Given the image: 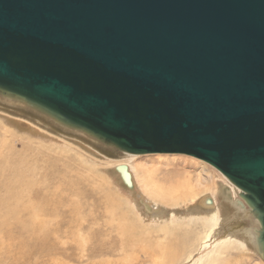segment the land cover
Returning a JSON list of instances; mask_svg holds the SVG:
<instances>
[{"label":"water","instance_id":"water-1","mask_svg":"<svg viewBox=\"0 0 264 264\" xmlns=\"http://www.w3.org/2000/svg\"><path fill=\"white\" fill-rule=\"evenodd\" d=\"M0 95L122 153L210 164L264 256V0H0Z\"/></svg>","mask_w":264,"mask_h":264},{"label":"rangeland","instance_id":"rangeland-1","mask_svg":"<svg viewBox=\"0 0 264 264\" xmlns=\"http://www.w3.org/2000/svg\"><path fill=\"white\" fill-rule=\"evenodd\" d=\"M128 157L92 134L0 95V203L18 207L13 215L6 204L0 206V264H171L180 258L177 264H194L233 235L248 248L243 264H264L258 241L252 239V231L259 235L261 226L220 171L183 154ZM121 165L156 168V182L165 189L178 186L177 178L188 174L207 180L213 191L200 186L192 197L176 195L167 201L169 197L146 192L137 171H131L133 181L127 184L117 169ZM7 191H14L15 198L6 196ZM212 195L217 207L208 210L202 200ZM212 213L220 217L219 226L208 229V242L184 259L190 232L212 228ZM169 240L180 248L171 251ZM163 248L171 254L165 255ZM238 252L231 255L235 264ZM169 255L172 259H163Z\"/></svg>","mask_w":264,"mask_h":264},{"label":"bare ground","instance_id":"bare-ground-1","mask_svg":"<svg viewBox=\"0 0 264 264\" xmlns=\"http://www.w3.org/2000/svg\"><path fill=\"white\" fill-rule=\"evenodd\" d=\"M128 154V161L129 160H133V158L135 157V154H131V153H127ZM82 155V154H81ZM81 162V161H80ZM93 166V165H92ZM127 166V165H126ZM94 167V166H93ZM156 169V168H155ZM155 169H153V168H149V167H145V166H135V167H132V169H131V167H129V165H128V168L127 167H125V168H123V169H121L122 170V172H123V174H126L127 175V177L129 176V178L131 179V181H133V174H132V170L133 171H137L138 172V174H142L141 175V184H142V186H143V189L146 191V192H148V193H150V195L151 194H153V195H156L158 198L159 197H164V198H166L167 199V197H169L168 199H167V201H169L170 199H173L176 195H177V197H179V196H187V195H189L190 197H192L193 195H195V193L197 192V190H199V188H200V186H202V187H204V189H206V190H212V184L210 185V184H208L207 182V180L206 181H203L200 177H196L195 178V180H193V178L190 176V175H188V174H184L185 176H183V180H181V179H178L177 178V185L178 186H176V187H174V188H164L162 185H160V184H158L157 182H156V179H155ZM154 173V175L152 176V174ZM220 174H222V173H220ZM223 175V174H222ZM224 176V175H223ZM157 177H159V176H157ZM165 177V176H164ZM222 177V176H221ZM172 178V177H171ZM179 178H180V176H179ZM226 178V177H225ZM165 179V178H164ZM169 180V179H168ZM229 185H230V188L232 187V188H234L233 190H239L235 185H233L228 179H224ZM228 180V181H227ZM175 181V180H174ZM164 182V181H163ZM213 183V182H212ZM225 183V182H224ZM166 184V183H165ZM226 184V183H225ZM215 188V187H214ZM223 188V187H222ZM222 190V189H221ZM213 191V190H212ZM203 192V191H202ZM220 191H218V193H219ZM237 192L238 191H236V194H237ZM240 192H241V190H239V192H238V195L240 194ZM208 194V193H207ZM222 194V193H221ZM228 194V193H227ZM6 196H10L9 198L11 199V198H15V196H14V191H7L6 192V194H5ZM152 195V196H153ZM197 195V194H196ZM214 195V194H213ZM213 195H212V197H213ZM148 197V196H147ZM228 197H229V195H228ZM163 198V199H164ZM165 199V200H166ZM177 199V198H176ZM185 199V198H184ZM190 199V198H189ZM188 199V200H189ZM193 199V198H192ZM198 199V198H197ZM153 200V199H152ZM159 200V199H158ZM172 201V200H171ZM179 201V200H178ZM185 201V200H184ZM239 201V200H238ZM242 201V200H241ZM240 201V202H241ZM164 202V201H163ZM202 202L204 203V205L206 206V207H208V208H210V209H208V210H214V208H216L217 206H216V198L215 197H213V198H209V196L208 197H205L203 200H202ZM244 202V201H243ZM169 203H172V202H169ZM169 203H167V204H169ZM173 203H175L176 204V202L174 201ZM2 204H6L7 205V203H6V200H3L2 201V203H0V206L2 205ZM174 205V204H173ZM176 206H177V204H176ZM7 207H8V205H7ZM149 207V206H148ZM151 207V206H150ZM8 208H10V207H8ZM17 208L18 207H16V208H10L11 210H9L10 212H13V215H14V212H16V211H18L17 210ZM171 208V207H170ZM219 209V208H218ZM125 213V212H124ZM136 214V213H135ZM212 228H205V229H203V231H201L200 229H197V230H194L193 231V233L192 232H190L191 234H193V236H192V238H187V241L189 242V244H190V248L187 250V248L185 249L187 252H186V254H183L185 257H184V259L185 258H189L190 257V255L192 254V252L194 251H196L197 249H198V247L199 246H202V244H206V242H208V241H206L205 242V239L208 237V235L210 234V232L208 233V229H214V228H217L219 225L218 224H216L218 221H219V219H220V217H218V215L216 214V213H212ZM123 217V216H122ZM138 218V217H137ZM125 220H126V218H125ZM136 221V220H135ZM257 221V220H256ZM221 222V221H220ZM219 222V223H220ZM42 223V222H41ZM138 223V222H137ZM146 224V223H145ZM121 225V224H120ZM135 225V224H134ZM166 225V224H165ZM177 225H179V224H177ZM176 225V226H177ZM218 225V226H217ZM28 226H30L29 224H27L26 226H25V228H27ZM44 226V225H43ZM122 226V225H121ZM180 226V225H179ZM161 227V226H160ZM178 227V226H177ZM139 229H140V227H138ZM194 228V227H193ZM199 228V227H198ZM157 229V228H156ZM179 229V228H178ZM175 230V229H174ZM198 230H200V231H198ZM249 230H251V229H249ZM126 231V230H125ZM143 231V230H142ZM156 231V230H155ZM159 232H160V230H158ZM179 231V230H178ZM213 231V230H212ZM0 232H1V234H3V229H0ZM124 232V231H123ZM149 232V231H148ZM169 232V231H168ZM161 233V232H160ZM171 233V232H170ZM175 233V232H174ZM135 234V233H134ZM199 234V236L197 237V235ZM202 234H203V236H202ZM252 234L254 235V237H252V239L254 240V239H257L258 238V236L259 235H255V233L252 231ZM88 235H89V233H88ZM153 235V234H152ZM157 235V234H156ZM168 235V234H167ZM167 235L165 234V236L167 237ZM173 235H175V238H176V236L178 235H176V234H173ZM202 237H201V236ZM246 235H247V233H246ZM150 236V235H149ZM160 236H161V234H160ZM171 236V235H170ZM248 236V235H247ZM169 237V236H168ZM167 237V238H168ZM174 237V236H173ZM227 237V236H226ZM225 237V239H223V240H221L220 242H217V244L216 245H213L214 247H213V249H211V251L210 252H208L206 255H204V256H202V257H200L199 259H198V261H197V263H194V264H235V261L231 258V255H232V253L233 252H240V255H239V259H238V262L237 263H239V264H243V259L241 258V256H243L244 255V251L245 250H247L248 248L246 247V244L244 243V242H242L241 241V239L240 238H238V237H236L235 235H233L232 237H230V238H226ZM150 238H151V236H150ZM195 238H197V240L195 241V242H193L194 240H195ZM244 238V237H243ZM242 238V239H243ZM147 239H149V238H147ZM147 239H145L146 241H147ZM161 239V238H160ZM180 239V238H179ZM248 239V238H247ZM164 240V239H163ZM174 239H172V241H173ZM153 241V240H152ZM155 241L157 242V239H155ZM155 241H153L155 244H156V242ZM244 241H246V240H244ZM248 241V240H247ZM168 242V241H167ZM166 241L164 242L163 241V243H167ZM169 242H170V240H169ZM170 244H172L171 246H173V248H172V250L171 251H175L174 249L178 246L179 248H180V245L179 244H177L175 241H174V243H169V245ZM185 244H186V242H185ZM209 244V243H208ZM160 245V244H159ZM163 245H165V244H163ZM170 246V247H171ZM182 246V245H181ZM185 246H187V245H185ZM257 246H258V243H257ZM154 247V246H153ZM169 246H167V248H168ZM183 247H184V245H183ZM182 247V248H183ZM188 247V246H187ZM178 248V249H179ZM212 248V247H211ZM258 248V250L261 252V253H263L262 252V250L259 248V247H257ZM160 249H161V247H160ZM159 249V250H160ZM151 250L153 251V249L151 248ZM158 250V251H159ZM163 250H165L164 248H163ZM170 250V249H169ZM182 250V249H181ZM85 251V248L83 249V252ZM179 251V250H178ZM183 251V250H182ZM181 251V252H182ZM155 252H156V248H155ZM160 252V251H159ZM169 252V254H171L170 253V251H168ZM168 252H167V250H165V255H167L168 254ZM184 252V251H183ZM239 252H238V254H239ZM259 252V253H260ZM163 254V255H164ZM177 254V253H176ZM194 254V253H193ZM83 255H84V253H83ZM183 255H181V256H183ZM172 255H169V257H162L163 259H167V258H170ZM180 256V257H181ZM173 257V256H172ZM172 257H171V259H172ZM176 257H178V256H176ZM179 258V257H178ZM260 258H262V257H260ZM181 259V258H180ZM180 259H178V260H174V261H172L171 262V264H177V263H179V262H181V261H179ZM170 260V259H169ZM188 260V259H187ZM182 261H184V260H182ZM236 263V264H237ZM155 264H157V262H155ZM163 264H167V261H166V263H163Z\"/></svg>","mask_w":264,"mask_h":264}]
</instances>
